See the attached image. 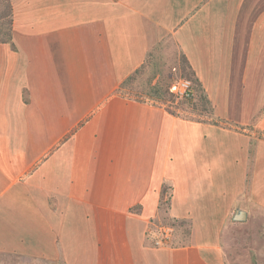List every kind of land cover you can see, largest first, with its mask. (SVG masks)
<instances>
[{
	"label": "crops",
	"instance_id": "crops-1",
	"mask_svg": "<svg viewBox=\"0 0 264 264\" xmlns=\"http://www.w3.org/2000/svg\"><path fill=\"white\" fill-rule=\"evenodd\" d=\"M10 4L0 120L18 141L1 137L0 213L18 216L15 230L0 224V253L224 264L227 222L246 221L234 219L236 205L264 215V0ZM168 45L198 80L206 121L134 97L135 76ZM166 199L167 216L189 230L156 248L152 227Z\"/></svg>",
	"mask_w": 264,
	"mask_h": 264
},
{
	"label": "rangeland",
	"instance_id": "rangeland-1",
	"mask_svg": "<svg viewBox=\"0 0 264 264\" xmlns=\"http://www.w3.org/2000/svg\"><path fill=\"white\" fill-rule=\"evenodd\" d=\"M2 4H0V10H2ZM4 21V20H3ZM2 44H0L1 47ZM173 50V49H172ZM171 46L168 45L166 51H163V55L156 57V59L151 57L149 59L148 65L141 72L135 76L137 82L136 91L140 94H135L134 97H151L156 98V102L164 106L168 112L175 114L181 118L185 119H196L206 121L207 117L210 115L211 108L207 105H202L199 101L198 95L195 92V97L193 100H176L170 96L167 88L168 85L179 78L190 79L191 71L187 68L183 57L178 60L174 59L173 51ZM160 58V59H159ZM1 76V75H0ZM155 88L156 91H151ZM196 88V87H195ZM1 93V92H0ZM199 93V91H198ZM8 101L5 103L6 107ZM6 109V110H7ZM16 121L18 119H15ZM0 145L4 144L3 138L7 140V144L17 143L18 139L7 135L4 127H2L0 120ZM20 137L23 138L21 135ZM31 153V152H30ZM10 155H14L9 153ZM35 155V153L28 154L30 156ZM19 156V154H18ZM16 165V164H15ZM21 184L14 186L13 191H19ZM246 198V197H244ZM238 203L236 209H240L246 212V221L243 223L239 222H227L226 227L222 233L221 241L224 252V264H264V215L262 213L260 216L257 215V210L255 206L250 202H240ZM169 203L166 201L161 202L160 216L158 218V224L171 225L175 227V240L177 237L184 238L189 230L188 225L183 221L172 220L167 216L166 209ZM14 207L10 209L14 210ZM251 207V213H247L246 210ZM20 209V208H19ZM7 207H3L0 213V224L4 226H11L12 230L16 229V215H11L7 211ZM18 209L15 210V213ZM261 210V209H260ZM259 211V210H258ZM14 213V211H12ZM156 224V223H155ZM1 232V229H0ZM3 239L0 233V242ZM0 264H63L62 262L52 261L47 259H37L36 261L29 259L26 256H17L8 253H0Z\"/></svg>",
	"mask_w": 264,
	"mask_h": 264
},
{
	"label": "trees",
	"instance_id": "trees-1",
	"mask_svg": "<svg viewBox=\"0 0 264 264\" xmlns=\"http://www.w3.org/2000/svg\"><path fill=\"white\" fill-rule=\"evenodd\" d=\"M0 4H2V7H3V9L0 10V44H10L11 43V27H12V10H11L10 0H0ZM183 60L186 64V61L184 58H183ZM187 68L189 69L188 65H187ZM190 77H191L190 79H188V78H186V79L190 80L192 83V89L194 92V97H195V92H196L201 104L207 105L210 107V104L207 101V98L204 95V92H203L198 80H196L194 78L192 71L190 73ZM198 91H199V93H198ZM163 191H165V190H163Z\"/></svg>",
	"mask_w": 264,
	"mask_h": 264
},
{
	"label": "built area",
	"instance_id": "built-area-1",
	"mask_svg": "<svg viewBox=\"0 0 264 264\" xmlns=\"http://www.w3.org/2000/svg\"><path fill=\"white\" fill-rule=\"evenodd\" d=\"M168 91L176 100H191L193 98L192 84L188 79L173 80L168 86ZM172 233L173 229L168 226L159 227L154 246L168 245Z\"/></svg>",
	"mask_w": 264,
	"mask_h": 264
},
{
	"label": "clouds",
	"instance_id": "clouds-1",
	"mask_svg": "<svg viewBox=\"0 0 264 264\" xmlns=\"http://www.w3.org/2000/svg\"><path fill=\"white\" fill-rule=\"evenodd\" d=\"M184 79H186V78H184ZM190 81V80H189ZM191 82V81H190ZM192 84V83H191ZM169 86V85H168ZM167 90H168V88H167ZM193 90V89H192ZM169 92V91H168ZM171 95V94H170ZM172 96V95H171ZM173 97V96H172ZM174 98V97H173ZM193 98H194V92H193ZM193 98L191 99V100H193ZM175 99V98H174ZM168 199V198H167ZM166 199V202L168 203V200ZM158 221V220H157ZM157 221H156V224L154 223V225H156L158 228L159 227H161V226H168V227H170V228H172L173 229V233H172V236H171V239H170V242H169V244L168 245H164V246H158V247H156V246H154V242L156 241V237H157V234H158V228L156 229V228H154V227H152V234H153V236H154V241H153V246L154 247H156V248H160V247H162V248H164V247H170L171 245H172V243H173V240H174V238L176 237L175 236V227L174 226H171V225H164V224H158L157 223Z\"/></svg>",
	"mask_w": 264,
	"mask_h": 264
},
{
	"label": "water",
	"instance_id": "water-1",
	"mask_svg": "<svg viewBox=\"0 0 264 264\" xmlns=\"http://www.w3.org/2000/svg\"><path fill=\"white\" fill-rule=\"evenodd\" d=\"M245 218H246V212L242 211L240 209H237L236 212H235L234 219L243 221V220H245Z\"/></svg>",
	"mask_w": 264,
	"mask_h": 264
}]
</instances>
